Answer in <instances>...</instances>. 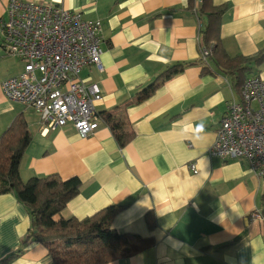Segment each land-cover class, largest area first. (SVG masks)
<instances>
[{"label": "crops", "instance_id": "1", "mask_svg": "<svg viewBox=\"0 0 264 264\" xmlns=\"http://www.w3.org/2000/svg\"><path fill=\"white\" fill-rule=\"evenodd\" d=\"M7 1L0 0V20ZM24 1L100 22V67L83 68L79 78L99 88L97 114L124 116L123 130L134 137L120 148L103 123L86 138L70 125L42 134L37 113L2 94V82L19 75L23 65L7 55L0 35V136L19 117L31 135L21 179L79 178L78 194L60 214L65 219L124 207L111 228L151 238L154 245L107 264H264V180L244 160L207 156L227 105L238 100L230 78L212 64L209 72L194 65L154 84L167 66L199 60L198 31L206 19L187 11V0ZM213 4L227 7L220 39L228 56H255L264 49V0ZM255 76L264 80V62L247 79ZM29 227L16 197L1 195L0 260L19 249ZM8 264L51 263L45 247L30 243Z\"/></svg>", "mask_w": 264, "mask_h": 264}, {"label": "built area", "instance_id": "2", "mask_svg": "<svg viewBox=\"0 0 264 264\" xmlns=\"http://www.w3.org/2000/svg\"><path fill=\"white\" fill-rule=\"evenodd\" d=\"M5 13L0 20L2 45L23 69L2 82L3 96L34 109L42 134L70 125L80 137L91 135L103 123L95 111L100 90L86 86L79 75L87 66L100 67V22L86 21L81 14L55 5L24 0H8ZM209 155L244 160L264 180L263 79H247L240 101L233 99L227 105ZM189 168L197 174L194 164Z\"/></svg>", "mask_w": 264, "mask_h": 264}, {"label": "trees", "instance_id": "3", "mask_svg": "<svg viewBox=\"0 0 264 264\" xmlns=\"http://www.w3.org/2000/svg\"><path fill=\"white\" fill-rule=\"evenodd\" d=\"M226 9V5L215 6L213 0H187V11L200 20L206 19L204 25L199 27L197 37L200 58L197 62L167 66L155 85L162 78L177 75L188 66L201 65L203 72H209V64H212L230 78L237 101H240L241 88L247 76L254 67L264 62V49L255 56L227 55L220 39L222 17ZM203 51L207 54L203 55ZM98 115L120 148L133 139L132 132L123 130L124 116L106 112ZM30 140L27 124L21 117L16 118L0 136V196L13 194L27 211L30 220V227L19 249L2 258L0 264H8L20 256L30 243L45 247L51 264H107L153 247L151 238L119 234L111 228L113 219L124 208L122 206L107 207L83 220L61 217L66 204L78 194L81 181L77 177L61 180L57 175L35 176L23 181L19 167ZM262 201L264 205V194ZM150 217H147V223L152 227L154 223Z\"/></svg>", "mask_w": 264, "mask_h": 264}, {"label": "rangeland", "instance_id": "4", "mask_svg": "<svg viewBox=\"0 0 264 264\" xmlns=\"http://www.w3.org/2000/svg\"><path fill=\"white\" fill-rule=\"evenodd\" d=\"M99 95H100V98H102L101 97V93H100V91H99ZM34 110V109H33ZM35 111V110H34ZM100 127V126H99ZM98 127V128H99ZM58 130V129H57ZM94 133V132H93ZM92 133V134H93ZM91 134V135H92ZM90 136V135H89ZM88 137V136H87ZM83 138H86V137H83ZM215 138H216V134H215ZM214 144H215V139H214V141H213V143L211 144V146L209 147V149L207 150V156L209 157V159H214V156H210L209 155V153H211L212 152V149H213V147H214ZM233 160H237V159H233ZM225 161V160H224ZM189 164H191V163H189ZM189 164L187 165L188 166V168H189ZM192 164H194L195 165V163H192ZM190 169V168H189Z\"/></svg>", "mask_w": 264, "mask_h": 264}]
</instances>
